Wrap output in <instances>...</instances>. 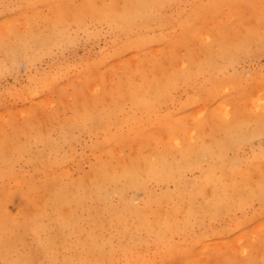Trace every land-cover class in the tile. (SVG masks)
I'll use <instances>...</instances> for the list:
<instances>
[{"label": "rangeland", "instance_id": "obj_1", "mask_svg": "<svg viewBox=\"0 0 264 264\" xmlns=\"http://www.w3.org/2000/svg\"><path fill=\"white\" fill-rule=\"evenodd\" d=\"M77 1H79V0H77ZM80 2H82V0H80L79 3ZM91 2L93 4V7L91 5L93 10L95 9V7L101 8V6L104 5V6H107L108 11L110 13H112V10L118 11V10H121L124 6L126 7L129 0H99V2H98V0H96V1L91 0ZM76 3H78V2H76V0H54V1L53 0H0V9H1L0 10V22L2 21L1 22L2 26H0V40H1L0 42L3 43V46L0 47V72H1L0 73V147H1V145H6V146L11 145L12 147H14L12 149L13 153H12V151H8V152L4 153V156L6 157V159H7V155L11 154V155H8V157L10 159H12L9 162H10V166H13V168H10L12 171V173L10 174L11 176L9 175L10 177L9 176L4 177L5 179L3 178L4 179L3 181L0 180V193L3 190V186L7 187L6 189H7L8 195H7L6 200L4 202V207H5V209H7L6 210L7 213H9L11 215H13V214L15 215V213H16V215H17L18 212H20V215H18L19 220L16 223L17 228H15V227L14 228H15V231L17 230V231L22 232L23 241H21L19 243L17 242L16 247H17V249H19L18 252H22V253H26L27 251L29 252L30 249L34 248L35 245H37V242L40 241V238L46 237L45 236L46 230H47V234L48 233L50 234L53 230H54V232H56V227L61 226V224L59 223V221L55 217H58V219L63 218L62 220L67 218V213H65L66 214V217H65L64 213H62V212H63V210L65 212H67L66 209H68V207H69L70 211L73 209L72 214H73V212L76 213L75 210H77L78 212L76 214H77V216L78 215L79 216L75 217L76 214L74 213L75 215L74 214L73 215L75 218L73 216H71V217H73V218H71L68 215L72 220L69 217L67 218V220L70 223H68V221L66 219L64 220V221H67V223H68V224H66V227L70 226V225L72 226V224H74V223H75V225H77L76 222H73V220L75 219L74 221H77V223H78L77 226H80V228H84V230L78 231L75 233L73 231L72 232L67 231V233L66 232H59L60 234L55 235L58 239H60V242L63 243V246L62 247L60 246V245H62V243H60L58 241V239L56 238L55 239L54 252L52 254L47 255V258L43 257L42 254L40 256V253L38 252L37 253L38 256L36 258L38 261L40 260L42 262V264H44V263L45 264H48V263L49 264H64V263L65 264H77V263H79V264H94L93 262H90L88 260V256L84 251L85 249H83L80 246V244L77 242V241H79V238L84 237L85 233H83V232H85V228L87 226L86 224L88 222V217H89L88 214L90 213L87 209H88V206L90 207L93 205V204H90V201L88 199V192H86V191H88L86 189V188H88V185H86L87 183H85L86 182L85 177H87V175L89 176L91 174V173L89 174V172H88L89 167H92L91 170H93L94 169L93 166L96 167L97 166L96 164L106 162V161L110 165L116 166V165L120 164L119 162L121 160L125 159L124 156H126L128 154H129V156H136L135 153L138 154L139 150H141L142 148H145V149H142V152L145 153L146 151H148L147 148H149V146H151L152 143H154L156 141V139H157V141H160V142H158L159 144L168 145V143H167L168 139L166 138L167 137L166 131H163V132L160 131V134H158L157 137H154L153 134H150L151 123L148 122V121H150L149 120L150 115L147 111H145L146 112L145 113V112H143L144 110L140 109L139 107H137L135 109H131V107H130L131 104H129L130 102L128 103L126 101L127 99H125V97L127 96V93H126L127 91H125V90L127 88H129V86L133 88V89L131 88L129 90H132V92H134V90H136V89H137V91L141 90V89H139V87L143 88L147 85V83L149 81H151V80H148L149 76H150V79L153 78V80L154 79L155 80L160 79V78L162 80L168 76L170 78L171 74H172L171 73L172 70L177 69V68L180 69L177 66H179L181 64V63H179L180 61H183V63H186V69H185L186 71L184 72L185 77H186V80H185L186 82L177 80L178 82L175 83V86L174 87L171 86L169 88V91H168L169 93L167 94L168 97L167 96L164 98L161 97V100L159 99L160 101L159 100L156 101L157 104L155 103V106H154L155 111H154V114H152V116L153 117L155 115L159 116V117L163 116L165 119L167 118L168 120H171V121L173 120L174 123H175V121H177V123H175V125H174L177 128L176 130H178V131H176V134L177 135L181 134L178 132L180 129L183 130V128H184L185 135L183 134L184 132L181 130L183 133H182V135H178V137L184 136L185 139L188 137L187 136L188 133L193 131V129L195 127H198L201 125L205 126V128H203V126H202V128L205 131L203 129H202L203 130L202 131L198 127L199 130L197 132H199V134H196L193 131L195 133L194 134L195 136L193 135L194 139L192 138L193 142H196L199 139L198 137H200L202 135V134H200L201 131H202L201 133H204L202 136L204 137L206 135V137H207V138L204 137V139L208 140V132L212 128L209 127V125L206 126L207 125L206 123L209 121L208 117H210L211 115H214V113H215L214 111H216V113H215L216 116L214 117V119H212L213 116L211 118H209L210 121L211 120L214 121V120L218 119L217 120L218 122L220 121V122H223V123H226L229 125L231 119L235 120L236 118L240 117L239 118L240 121H239V119H237L238 120V126L237 127L239 129H241L242 133L244 132V134H248L252 130H255V128L256 129L262 128V130H261L262 133L260 132V134H258L256 136L251 135L250 137H246V139L242 140V142L239 143V145L236 147L235 151H230V150L228 151L227 155L229 157L233 156V158H235V157L237 158L234 161L232 160L234 166L236 165L235 167L242 166L244 161L246 162L247 160L248 161L253 160L258 155V151L261 148L264 149V127H261V126H264V124H259V120H258L259 117L264 115V113H262V112H264V97H262V96H264V94H262V93H264V91H262V89H261V88H264V39H262V40L261 39H254L255 37H253V40H248L246 42L247 44H245V48L242 49V51H240L235 56L236 59H234L235 57H233V59L231 60V63L227 66L225 65V66H222L220 68H213L212 70H209V71H207V70H201L200 71L199 69L197 70V67H196L198 61H199V63H201V61L204 57V51H203L200 43H202L201 38H204V39L207 38V36H206L207 33L209 34L211 32V30L208 28H211V29L216 28V27H220L222 29L228 28L229 27L228 25L234 21L233 23L236 25H232V26L236 27L238 25L237 27H239V29L251 28V27H252L251 29H253V28L255 29L258 27L256 29V31L259 29L258 31H260V32L258 33V31H257L255 33L256 34H264V33H261V32H264V25H261V24H264V22H262V21H264V0H163L161 2L160 7L158 6L159 8H156L157 7L156 6L154 8L155 10L152 9V12H150L151 16L148 17V22H147L148 25L146 27H140L139 25H137V26L135 25V27H132V26H129L127 24L126 25L123 24L122 25L123 27H121V26L118 27L116 24H113L110 22H104L103 20L99 19L96 15L98 13V11H94L95 18H93L91 21H87V23L86 22L85 23L84 22H77L73 19L72 20L69 19V21L71 20V22L67 23V26H65L66 27V35H65V37H62L61 39H59L58 42L46 43V44H42V45H38V46H34V47L30 45V48H28V50H27V57L16 60L17 63L13 62V60L4 58V54L6 53V51H8V47L10 45L9 40H10L11 35L14 36L15 34L20 33L25 27H28V28L31 27L34 29H37V28L42 29L45 26H50L53 22L54 23L56 22V17H55L54 13L56 10L59 11V8L61 6H63L62 4H64L63 7L67 8V6H69V9L73 8V10H74L75 7L79 4V3L78 4H76ZM26 9H27V11H26ZM69 9L68 8H67V10L65 9L66 11L63 14L64 17L69 14V11H70ZM257 9H258V11H260V13L257 11ZM52 10H54V11H52ZM73 10H72V12H73ZM31 11H34V12H31ZM57 11H56V13H57ZM209 11H210V13H209ZM66 12L68 14H66ZM19 14L22 15V17ZM142 14L145 15L146 18H147V16H149L147 14V12L142 13ZM253 14H255V15H253ZM10 15H11V17H10ZM52 15H53V18H51ZM220 15H221V17H220ZM3 16H4V18H3ZM56 16H57V14H56ZM69 16L70 15H68L67 17H69ZM158 16L160 18V22H159V19L157 18ZM8 17H10V18H8ZM24 17H25V20H22ZM11 18H13V19H11ZM28 18H30V19H28ZM252 18L254 21L252 20ZM232 19H234V20H232ZM250 19H251V22H250ZM24 21H25V23H24ZM47 22H48V24H47ZM49 22H50V25H49ZM67 22H68V20H67ZM249 22H250V24H249ZM6 23H7V25H10V26H7ZM165 23H167V24H165ZM173 23H175V24H173ZM202 23H203V25H202ZM65 24L66 23L64 22V25ZM69 24H70V26H69ZM79 24L80 25L82 24V25L80 26ZM78 25H79V27H78ZM154 25H155V27H154ZM6 27H7V29H6ZM202 28H203V30H201ZM2 29H4V31ZM9 29H10V31H9ZM5 30H8V31L5 32ZM127 32H129V33H127ZM160 33H161V35H160ZM201 33H202L203 37L198 36ZM134 34H136L138 36V38L140 39L139 41L136 40L137 41L136 45L130 46V47L128 46L126 48H123L122 46H120L124 42H126L128 39H131L132 38L131 36H135ZM129 36H130V38H128ZM133 41H135V40H133ZM249 41H251V42H249ZM50 44L51 45L53 44V45L51 46ZM159 45H161L160 48H159ZM154 47H155V49L157 48V50L160 49V53H157V51H154L155 50ZM124 50H126V51H124ZM135 51H136L137 55H139V57L138 56L136 57V54H134V55L132 54ZM147 51H149V52L147 53ZM154 52L157 53L158 55L153 54ZM112 53H113V55H112ZM2 56H3V58H2ZM119 57L120 58L122 57L121 60ZM132 57L134 58L135 61H136V59H138L137 65H136V62L131 60ZM123 59H125V60H123ZM3 60H5L6 62ZM7 60H9V62ZM118 60L121 62H122V60L124 61L123 64L121 63L122 66H119V63L117 62ZM128 60H129V62H128V64H126V68L124 69V65H125L124 63H126ZM166 60H168V61H166ZM11 61H12V63H10ZM164 61H166V62H164ZM132 62H133V64L134 63L135 64L133 65ZM158 62H159V67H158ZM187 63H189V64H187ZM109 64H111V65H109ZM142 64H146V68H145V65H142ZM188 65H189V67H188ZM131 66H132V68H130ZM192 66H194V67H192ZM116 67H117V69H116ZM121 67H123L122 68L123 70L122 69L120 70ZM166 67L169 69V71ZM60 69L61 70L64 69V70L60 71ZM108 69H109V71H108ZM106 71H107V73H106ZM148 71H149V73H147ZM211 71H213V72L211 73ZM62 72H63V74H62ZM166 72L167 73L169 72V73L166 74ZM153 74L155 76L152 77L151 75H153ZM159 74H161V77ZM164 74L166 76H164ZM93 76H94V78H93ZM114 76H115V79L118 80V82L115 81ZM117 76L118 77L120 76V79ZM133 77H136V78H133ZM239 77H240V79H239ZM96 79L99 80L100 83L101 82L103 83V85H101V87L98 86V84H100V83L94 84ZM103 79H104V81H103ZM122 79H125L124 83H123V86L125 84V86H124L125 88L120 89L122 87V84H120ZM213 79H216L215 81H217V83L214 82ZM93 80H94V82H93ZM129 80L132 81L131 83H137V84L141 83L142 87L140 85H137V84L136 85L135 84L130 85ZM153 80H152V82H154ZM106 82H108L107 86H106ZM218 82H219V84H218ZM221 82H223L222 85L220 84ZM81 83H82V85H81ZM109 83L113 85V86H110L111 88L112 87L114 88L115 83L116 84L118 83L117 86L120 85L119 89L116 86L115 87L116 89L114 88L115 91H112L114 89L108 88ZM150 83L151 82H149V84ZM67 84H69V85L67 86ZM84 84H86V86ZM91 84H94V85H91ZM224 84H225V86H224ZM73 85H74L75 89H74ZM63 86H65L66 88ZM77 86H79V87H77ZM84 86L88 89H84L85 88ZM103 87H104V90H103ZM225 87L226 88L228 87V88L226 89ZM94 88H96L95 92H94ZM85 90L89 91V92H94V94L97 91H99V93L101 92L102 94H105V95H102L100 93L101 95H99V97H97V95H98L97 94V95H95L96 97L92 98V96H93V93H92V95L90 94L91 97L89 96L90 98H88L87 95H89V93L86 92ZM116 90H118L119 93L116 92ZM141 91H139V92H141ZM27 93L30 94V96ZM44 93H48V94H44ZM74 93L76 94L77 97H79L78 99H76V97H74L75 96ZM107 93L108 94L110 93V94L108 95ZM205 93H208V94L206 95ZM111 94H112V97H111ZM115 95H117L118 97L120 96L119 99H117L118 97ZM51 96L53 97L54 100L49 99V98H52ZM59 96H60V98H59ZM121 96H122V99H125V101L123 100V104L125 107L124 113H117L118 115H116V116H114V115L112 116V114H111L110 115L111 117L107 115L105 117L106 121H104V123L102 124L104 127L98 125L95 120L86 119V117L84 115H81L84 112V108L87 107V106L82 107L81 103L86 104L85 103L86 99H87L86 102H89L88 100H90V101L91 100L94 101L95 99L97 100V103L91 102V104L94 103V104H92V107L88 103L90 110H91V108L93 110H96V108L94 109L93 107H95V106L98 107V105H100V103L103 105V102L106 98H107L106 99L107 101L105 102L104 105L108 104V105L113 106V104L116 102L115 98L117 97L116 99L118 102V100L121 101ZM199 96H201V98ZM233 96L237 99V101ZM45 97H48V98H45ZM62 97H63V99H62ZM69 97H70V99H69ZM253 97H255V98H253ZM260 97H262L261 100L260 101L257 100V99H260ZM73 98H74V103L72 100ZM100 98H103V102L101 101L102 99H100ZM45 99H48V101L47 102L44 101ZM59 99H61V100H59ZM67 99L72 100V101L69 102V100H67ZM98 99H99V101H98ZM110 99L112 101L114 100L112 104H111L112 101H110ZM192 99L193 100L195 99V101H193ZM253 99L255 101H253ZM41 100L44 102H42ZM50 100L52 101L51 104H50ZM191 100H192V102H191ZM75 101H77L78 103L77 102L76 103H77V105H79V106H77V108H76ZM244 101H246V102H244ZM63 102L65 103L66 106L64 105ZM211 102H213V103H211ZM250 102H251V104H250ZM39 103H41V104H39ZM57 103H58V105H57ZM70 103H71V106H70ZM225 103H228V104H225ZM233 103L235 104L234 106H233ZM46 105H47V107H46ZM49 105L52 108L49 107ZM220 105H224V106H221L219 108ZM243 105H244V107H243ZM89 107L87 108V110H89ZM99 107H101V106H99ZM205 108L207 109V111H208V109L210 110V112L212 111L213 114H211L208 111L209 112L208 115L211 114L208 116L207 111L205 113V110H206ZM238 108H240V110L242 112ZM45 109H48V110H45ZM128 109L130 110V112L132 111L131 113L133 115H138L137 117H135L136 120L134 119L135 122L133 121V119H131V122H130V119L128 121L126 119H124V115H126V112H127L126 110H128ZM202 109H204V111ZM219 109L222 111H220ZM19 110H21L22 111L21 113H23V114H19V112H18ZM198 110H199V112H198L199 114H197V115H200L202 113L201 115L204 117V118L202 116L200 117V118H202L203 123L201 122V119H199V116H196V114L191 115V116L189 115L190 114L189 112L194 111L193 112V114H194ZM70 111H71V113H70ZM219 111H220V114L225 115V116L228 115V116H226V117L219 116ZM24 112H27V113H24ZM78 112H79V114H77ZM203 112H204V114H203ZM180 113H182V114L180 115ZM74 114H76V116H73ZM163 114H165V116ZM191 114H192V112H191ZM32 115L33 116L35 115V116L33 117ZM42 115H44L45 119H43L44 117ZM142 115H144V116H142ZM178 115H180L182 117V118L180 117L181 118L180 120H178V119L176 120V118L179 117ZM204 115H207V117H205ZM30 116H31V118H30ZM68 116H71L72 121L75 125L73 124V126L69 130V132H66V133H68V135L66 136L62 133H65V132H63L65 127L66 126L68 127L72 122L71 118ZM195 116L198 117L199 120L197 118H195ZM217 116H219V117H217ZM67 117H68V119L69 118L70 119L68 120ZM139 117H141V118H139ZM146 117L148 120L146 119ZM189 117H192V119L190 120ZM32 118H34V119H32ZM142 118H143V121L140 120ZM184 118L187 119V123H189V125L187 123H184V122H186V120ZM22 119H24V120H22ZM85 119H86V121H85ZM137 119H139V120H137ZM19 120H20V122H19ZM66 120H68L69 122L66 123L65 122ZM110 120L112 122H109ZM192 120H194L193 122L196 123L195 126H193ZM197 120H198V125L196 122ZM206 120H207V122H206ZM224 120H225V122H224ZM34 122H35V124H34ZM143 122H144V124L147 122L145 124V126H148L147 128H144L145 126H144V124H142ZM214 122H216V121H214ZM214 122H212V124H214ZM36 123L37 124L40 123L41 125L44 124V126L41 127V125H40L38 127L36 125ZM235 123H237V122H235ZM181 124L182 125L186 124L188 126V128L192 124L191 126L193 128L190 127L191 130L188 131L189 129H186L187 126L185 128L184 125L181 126ZM209 124H211V122H209ZM212 124L210 126H212ZM127 125H128V127H127ZM149 125H150V127H149ZM170 125H171L170 127L173 126V124H170ZM43 127H45V129ZM46 127H47V130H49V132L46 131ZM207 127H209L208 130H207ZM27 129H31V130L28 131ZM42 129L44 131H46L47 133L44 132ZM138 129H140V130L142 129V131L149 129L150 132L146 130L143 134V132L138 130ZM194 130L196 131V129H194ZM36 131L39 133H37ZM105 131H108L110 137H112V138H110V137L107 138V133ZM137 131H140L141 135H139V133ZM246 131H248V132L246 133ZM110 132L114 133V134L111 135ZM123 132L124 133L129 132V133L125 134V135L122 134L120 136L119 133L121 134ZM132 132H133V134H132ZM164 132H166V133H164ZM186 132H187V134H186ZM44 133L46 135L47 134H49V135L46 136ZM145 133H147V134H145ZM40 134H41V136H39ZM104 134L106 135V138L103 137V136H105ZM117 134H118V136H117ZM43 135L45 136V138ZM113 135H115V136H113ZM127 135H129L130 137L132 136V138H130ZM197 135H199V136L196 137ZM124 136L127 137V138H125L126 141H124ZM140 136L142 137L143 140L145 137H146V139H147V137L149 138V139H147V141H145L147 144L150 143V145L148 144V147L144 141H143L144 143L143 142L141 143L142 139ZM47 137L50 139L52 138V141H51L52 143L49 141L50 139L48 140L51 144L46 142V139H48ZM137 137H140V138H137ZM138 139H140V140H138ZM54 140L56 141L57 144L54 143ZM115 140H117V141H115ZM186 141H188V140H186ZM198 141H200V140H198ZM102 142H103V144H102ZM164 142H166V143H164ZM168 142H170V141H168ZM138 143H140V144H138ZM112 144L113 145L119 144L121 147V150H120L119 146H116L114 148V146H111ZM104 145H107V147L110 146V147L114 148L115 151H114V149H112L110 147H109L110 149L108 148V150H109L108 151L106 146H104ZM96 146H98V147L96 148ZM102 147H103V149H101ZM117 147H119V149H117ZM136 147L138 149H136ZM105 148L107 151L106 152L104 151L105 153H103V150ZM132 149H135V151ZM99 150L101 152H99ZM37 153H39V155ZM100 153H103V154H101L102 156L100 155ZM98 156L101 157V160ZM115 157H117V159H116L117 161L115 160ZM9 158L6 161L4 160L5 159L4 158L3 163H6V162L8 163ZM98 159L101 162H99V161L95 162V160L97 161ZM111 159H113V160H111ZM60 160H61V162H60ZM238 160L240 162H237ZM207 162H208L207 160L202 161V167L204 169L207 168V166H208ZM237 163H239V164H237ZM0 164H2V163H0ZM258 166H261V165H258ZM77 168H79V170ZM262 168H264V166H261L258 169H255L254 171H256V170L257 171L256 172L253 171V173L251 174L252 178H253V176L256 177L257 172H259L258 170L261 169L260 172H262V170H264ZM60 171H63L64 173H66L65 175H68V176L64 175L65 176V178H64L62 176L63 172H60ZM52 172H55V173H52ZM57 172L59 175L57 174ZM194 173H196V174H194ZM262 173H264V172H262ZM16 174H17V176H16ZM79 174H81L80 177H78ZM85 174H87V175L85 176ZM197 174H198L197 170L193 169V170L189 171V173L186 172L185 175H186V177L192 178L193 175L196 176ZM73 175H76L75 177H76V180L78 182L83 183V185H81L80 183H79L80 185H75V187L79 186L78 188L76 187L77 196H75V198H74L76 200V202L74 201L73 203H71L73 201V198H71L72 201L68 202L70 200L69 199L70 197L68 198V200L66 198L61 200V196H59V200L55 201L53 199V197L56 195V193L59 192V190H60L59 194L61 195V193H62L61 189H63L65 187L64 185L67 184L66 187L68 188V190H67V188H64L67 190V192L70 191L69 189H73L74 184L71 185L72 181H73V183L76 182V180H74L75 177ZM189 175L190 176L192 175V176L190 177ZM59 176H62V181H63V179H65V184H64V181H63V183H61L62 182L60 180L61 177H59ZM66 177H68V178H66ZM73 177H74V179H72ZM14 178L20 179L22 181L23 180L28 181V179H30L31 182L36 180L37 182L40 183V185L46 181V183H48L46 185V187H48V188H51L50 186H55L58 178H59L58 180H60V182L59 181L58 182L61 184H59V185L56 184L55 187H52L53 190L54 189H56V190L53 191L51 189L54 194L51 193L52 191H50L49 189L46 188L47 189L46 190L45 188H43L46 183L42 184L40 189H37L38 186H40L37 182H34V183H37V184H35L37 186L36 189L35 188L33 189L32 186H30V185H33V183L28 184L30 186L29 188L26 186L30 192H33V191L35 193L36 192L39 193V191L41 193L45 192V194L48 196V200H50L52 197V200H50V201L55 202V204L53 203L54 206L52 205V202L46 204V206H48V209L46 207L47 212H46L44 218H46V219L48 218V219L46 221L42 217L40 219L41 221H38V224L43 223L45 221L44 224L46 226V225H48V222L51 220L49 222V224L51 226L50 227L46 226L47 228L44 227L45 229L44 228H43L44 230L41 229L40 230L41 232L37 231L39 234L37 232L35 233L36 230H35V228H33L34 223L31 220V218H29V215L27 214V213H29V214L32 213L31 211L26 209V208L30 207V206H27V201H28L27 197L26 198L23 197L24 196L22 194L23 192H20L21 189L18 186V184ZM34 178H35V180H33ZM66 179L67 180L69 179V182ZM253 179H255V178H253ZM30 181H28L27 183H29ZM70 181H71V183H70ZM50 183H51V185H50ZM69 183H70V186L72 188H70ZM149 184H150V187L152 188V190L155 192H159V190L161 189V187L157 183H155L154 181L150 182ZM84 185L86 186V188ZM33 187H35V186H33ZM166 187L171 189L172 183L171 182L167 183ZM31 188H32V190H31ZM84 189H86V190H84ZM73 190H71L69 192V194L70 193L74 194L75 190L74 191ZM48 191L51 193L50 194L51 197L49 196ZM55 191H56V193H55ZM84 192H86L87 194ZM128 193L131 194L132 192L129 191ZM76 194H74V195H76ZM115 194L116 193L110 194L112 196L111 197H110V195L108 196V201H110L111 203H113L116 206L117 205L116 203L118 202V196H117V194L115 196ZM28 195H29V193H28ZM130 197H131L133 203H135V205H137V206L140 205L139 207H142L144 205V202L142 204V200L145 199V195H144V192L142 190L141 191H139V190L135 191V193H132V195ZM134 198H136L137 200ZM111 199H112V201H111ZM65 201H67L68 207L65 206V205H67ZM136 201H137V203H136ZM21 203H26L24 205L27 206V207H25V209H22L23 210L22 212H21L20 208L24 205H21ZM61 203H63V204H61ZM48 204L49 205L51 204L50 205L51 207ZM86 204H88V206ZM61 205L63 206V208ZM72 206H74V207H72ZM75 206H77V207L75 208ZM54 207H55V209H54ZM57 207L58 208L61 207L62 212ZM79 208L81 209L80 212L78 210ZM235 208L236 207H234L233 210L231 209L232 211H226V212L223 211L224 213L221 212L214 219H209L208 216L202 217V215H200V217L198 218V221H197L198 223L195 222L196 224L194 223L193 224L194 226L192 225V228L187 233H184V234L179 233V234H175V237L173 236V240L176 241L177 243L183 241L186 244V245H184V249H181L180 251L178 249V251L176 250L177 252L172 251V252H174V253H172L173 255H170L171 253H169V255H165V254L160 253V248L162 247V245L159 244L157 246V245H154L153 243L151 244V242H150L151 239H148L147 235L144 232H143L144 234L142 233V235H144L146 241L143 240L144 244L143 243L140 244L138 246L140 248H138V249H139V251L141 250V254H144V257H143L144 259L146 257H148L149 255H151L149 257L150 258L152 257L154 259V261L151 262L150 264H185V263L187 264V262H188V264H191V263H194L195 259L197 257H199L200 255H203L205 258L207 256L209 258V256H210V258H211V256H213L216 253L215 256H217V254L218 255L221 254L222 251L219 252L218 251L219 249H215V244L220 242L222 237H223V239L227 237L226 238V240H227L232 234L239 232V230L242 228L241 230L243 232V235L248 236L249 240H250L252 237L257 236L254 234L259 232L260 231L259 229H261L259 227V223L261 221H264V218H262V217H264V213H261V212H264V200H256L255 199V200L251 201L249 204H245V205L241 206V208L240 207L239 208L237 207L236 209ZM15 211H17V212H15ZM68 212H69V210H68ZM69 213H71V212H69ZM256 213L257 214L261 213V214L256 216ZM250 214H251V217H253L254 216L253 214H255L256 218L254 216L252 219H250L251 218L249 216ZM47 215L48 216L50 215V219ZM246 216L250 220L249 222H247ZM259 216L261 217V219ZM243 217H244L243 221L244 222L246 221L247 223L242 222V225H240ZM254 218L257 220L255 221ZM239 219H241V220L239 221ZM252 221L253 222L255 221L253 223V226L251 223ZM256 223L258 224V227H256ZM198 224L200 225V227ZM82 225L83 226L85 225V226L82 227ZM203 225H205L204 227H206L207 229L206 228L203 229ZM63 227H62V229L64 231H66V229H68V230L70 229V228L65 229ZM230 227L232 228V230L231 229L230 230L233 233L229 232L230 230H228V229ZM243 228H245V229H243ZM246 228L248 229V233L246 232L247 231ZM254 228H256V229L259 228L258 230L255 229L256 233L254 231ZM226 229H227L228 233L226 231H224ZM251 229H253V230H251ZM42 230L44 232L43 235H42ZM207 230H209V231H207ZM210 231H212L211 234H210ZM249 231H251V232H249ZM253 231H254V233H253ZM80 232H81V234H80ZM206 232L208 235L204 237V240L207 241V245L196 243V241H193L192 240L193 238H191V237H195V234L197 236L199 234L206 233ZM244 232H245V234H244ZM34 234H35V236H34ZM51 234L53 235L54 233H51ZM62 234H63V236H62ZM107 234H109L108 237L111 239L112 245H114L116 248L113 252L114 253L113 254V260H114L113 264H124V258L122 257L123 256V250L121 249V246L117 245V243H116L117 242V240H116L117 234L116 233L111 234L110 232ZM257 234L258 235L261 234L260 235L261 239H260V236H258L259 238L256 237L258 240V243H259L257 245V246H259V249L255 244L254 245L256 246V249L258 250V252H256V253L260 254V252H262V251H259V250H264V247L261 248V246L264 245V244H262V243H264V231H262L261 233L259 232ZM60 235H61V237H59ZM77 237H79V238H77ZM206 237H208V238H206ZM214 237L217 238L216 241L210 242V240L213 239ZM246 240H248L247 237L245 238L244 241H246ZM257 240L256 241L254 240L255 243L257 242ZM147 241H149V242H147ZM186 242L188 244L190 242L191 246H193V245L194 246L190 247V245H188ZM212 243L214 245L213 246L214 248H210L211 249L210 250L208 248L210 247V244H212ZM222 244L223 243H221V245H220V243H219L216 246L217 247L220 246V248L223 247L224 249H222V250H225L226 244L225 245L223 244V246H222ZM200 245H201V247L206 246L205 248H203V249H206V250H204V252L202 251L203 249H200L201 248ZM188 246H189V248H187ZM195 246H197V247H195ZM73 248L76 250V252ZM200 250H201V252H203V254L200 253ZM212 250L215 252H213ZM7 251L9 252L8 255L5 253V251L0 252V264H7V261H9L10 257L15 256L14 250H12V251L7 250ZM197 251H198V253H197ZM208 251H210V252L208 253ZM153 252H155V253H153ZM189 252H191V253L193 252V254L196 252L194 254L195 256H193V254H191L193 256V258H192V256L190 255ZM183 253H185V255ZM207 253L209 255H207ZM58 254H59V256H58ZM186 254H188V255H186ZM223 254L219 256L220 259H222ZM203 256L202 257L200 256V257L204 260L205 264H207L208 262L209 263L211 262L210 264H219V263L221 264V262L223 261V259L221 261L219 259V257H217L218 260L216 257L215 258L212 257L213 259L212 258L211 259L214 261H212L210 258H209L210 261H208L209 259H204ZM235 256H237L236 258L238 259V257L240 258V256H242V255L241 254L238 255V253H236ZM177 257H180V258H177ZM194 257H195V259H194ZM199 258H197V259H199ZM206 260H207V263H206ZM215 260H217L218 263ZM199 261L201 262V259H199L198 262ZM198 262H196V263L198 264ZM107 264H110V263H107Z\"/></svg>", "mask_w": 264, "mask_h": 264}, {"label": "bare ground", "instance_id": "obj_2", "mask_svg": "<svg viewBox=\"0 0 264 264\" xmlns=\"http://www.w3.org/2000/svg\"><path fill=\"white\" fill-rule=\"evenodd\" d=\"M54 1V0H53ZM80 1V0H79ZM79 1L76 0V2L79 3ZM96 1V0H95ZM163 0H129L128 4L126 5V7L124 6L121 10H118V11H115V10H112V13H110L107 9V6H101V8L99 7H95V9L93 10V4L91 2V0H82V2H80L76 7L75 9L73 10V8L69 9V6H67V8L70 10L69 11V14L66 12V14L70 15L69 17L67 16H63V14L65 13V11L67 10L66 7H63L64 4H62L63 6H61L59 8V11H55V17H56V22L52 23L50 25V22H49V25L50 26H45L44 28L42 29H34V28H28V27H25L20 33L18 34H15L14 36L11 35L10 37V40H9V47H8V51H6V53L4 54V58L5 59H10V60H13V62H16V60L18 59H21V58H26L27 57V50L28 48H30V45L31 46H38V45H42V44H46V43H53V42H58L59 39H61L62 37H65L66 35V27L67 26V23L71 22V20H75L77 22H86L87 21H91L93 18H95V13L94 11H98V13L96 14L97 17L101 20H103L104 22H110V23H113V24H116L118 27L121 26L123 27L122 25H129V26H132V27H135V25H139L140 27H146L148 25V17L151 16L150 12H152V9H154L156 6V8H159L160 5H161V2ZM23 2V1H22ZM99 2V0H98ZM58 3V2H57ZM97 4V3H96ZM92 5V7H91ZM159 6V7H158ZM51 7V6H50ZM74 7V6H73ZM48 9V8H47ZM66 9V10H65ZM195 9V8H194ZM1 10V9H0ZM34 10V9H33ZM37 10V9H36ZM42 10V9H41ZM50 10V9H49ZM73 10V12H72ZM155 10V9H154ZM153 10V11H154ZM27 11V9H26ZM35 11V10H34ZM34 11H31V12H34ZM40 11V10H39ZM54 11V10H52ZM174 11V10H173ZM255 11V10H254ZM258 11V9H257ZM147 12V14L149 16H146L143 15L142 13H145ZM231 12V11H230ZM256 12V11H255ZM260 13V11H258ZM210 13V11H209ZM208 13V14H209ZM18 14V13H17ZM25 14V13H24ZM23 14V15H24ZM31 14V13H30ZM33 14V13H32ZM37 14V13H36ZM43 14V13H42ZM53 14V15H54ZM57 14V16H56ZM234 14V13H233ZM14 15V14H13ZM20 15V14H19ZM44 15V14H43ZM53 15L51 16V18H53ZM228 15V14H227ZM255 15V14H253ZM8 16V15H7ZM22 17V15H20ZM32 16V15H31ZM34 16V15H33ZM197 16V15H196ZM195 16V17H196ZM224 16V15H223ZM11 17V15H10ZM8 17V18H10ZM17 17V16H16ZM36 17V16H35ZM221 17V15H220ZM219 17V18H220ZM4 18V16H3ZM97 18V19H98ZM152 18V17H151ZM159 19V22H160V18L159 16L157 17ZM193 18V17H192ZM13 19V18H11ZM30 19V18H28ZM69 19H71L69 21ZM194 19V18H193ZM192 19V20H193ZM22 20H25V17L22 19ZM38 20V19H37ZM68 20V22H67ZM226 20V19H225ZM234 20V19H232ZM253 20V18H252ZM17 21V20H16ZM162 21V20H161ZM188 21V20H187ZM241 21V20H240ZM245 21V20H244ZM247 21V20H246ZM254 21V20H253ZM2 22V21H1ZM1 22H0V26L1 25ZM64 22L66 23L64 25ZM151 22V21H150ZM156 22V21H155ZM189 22V21H188ZM227 22V21H226ZM231 22V21H230ZM234 22V21H233ZM230 23L228 26V28H220V27H216V28H208L211 30V32L208 34L207 33V38H201L203 37L202 33L198 36H201L200 38L202 39V43L201 44V47L204 51V57L201 61V63H197V70L199 69L200 71L201 70H212L213 68H220L222 66H227L231 63V60L233 59V57H235L240 51H242V49L245 48V44H247L246 42L248 40H253V37H255L254 39H264V34H256L255 32L256 29L258 28H244V29H239V27H235V26H232V25H236L234 23ZM243 22V21H242ZM250 22H251V19H250ZM249 22V24H250ZM264 22V21H262ZM25 23V21H24ZM210 23V22H209ZM208 23V24H209ZM212 23V22H211ZM247 23V22H246ZM9 24V23H8ZM48 24V22H47ZM62 24V25H61ZM151 24V23H150ZM167 24V23H165ZM175 24V23H173ZM186 24V23H185ZM7 25V23H6ZM25 25V24H24ZM23 25V26H24ZM80 25V24H79ZM78 25V27H79ZM82 25V24H81ZM80 25V26H81ZM171 25V24H170ZM184 25V24H183ZM182 25V26H183ZM203 25V23H202ZM207 25V24H206ZM211 25V24H210ZM261 25H264V24H261ZM7 26H10V25H7ZM70 26V24H69ZM205 26V25H204ZM253 26V25H252ZM259 26V25H258ZM40 27V26H39ZM155 27V25H154ZM128 28V27H127ZM157 28V27H156ZM171 28V27H170ZM5 29V28H4ZM4 29H2L4 31ZM7 29V27H6ZM168 29V28H167ZM203 30V28L201 29ZM207 30V29H206ZM8 30H5V32H7ZM10 31V29H9ZM254 31V32H253ZM156 32V31H155ZM158 32V31H157ZM204 32V31H203ZM206 32V31H205ZM260 31H258L259 33ZM129 33V32H127ZM261 33H264V32H261ZM199 34V33H198ZM204 34V33H203ZM135 36H131L132 38L131 39H128L126 42H124L122 45L123 48H126V47H130V46H134L136 45L137 41L136 40H140L138 38V36L136 34H134ZM155 35V34H154ZM161 35V33H160ZM181 37V36H180ZM252 37V38H251ZM130 38V36L128 37ZM199 38V37H198ZM71 39V38H70ZM161 39V38H160ZM135 40V41H133ZM152 40V39H151ZM1 41V40H0ZM70 41V40H69ZM153 41V40H152ZM193 41V40H192ZM199 41V40H198ZM197 42V41H196ZM201 42V41H200ZM251 42V41H249ZM253 42V41H252ZM146 44V43H145ZM144 44V45H145ZM184 44V43H183ZM51 45V44H50ZM53 45V44H52ZM51 45V46H52ZM3 46V43L0 42V47ZM161 45H159V48H160ZM165 46V45H164ZM152 47V46H151ZM163 47V46H162ZM179 47V46H178ZM181 47V46H180ZM146 49V48H145ZM149 49V48H148ZM151 49V48H150ZM155 49V47H154ZM164 49V48H163ZM39 50V49H38ZM127 50V49H126ZM124 50V51H126ZM143 50V49H142ZM40 51V50H39ZM154 51H157V53H160V49L157 50V48L154 50ZM141 52V51H140ZM149 51H147L148 53ZM181 52V51H180ZM157 53H153V54H157ZM46 54V53H45ZM133 55L136 54V57L139 55H137L136 51L134 53H132ZM113 55V53H112ZM158 55V54H157ZM111 56V55H110ZM141 56V55H140ZM161 56V55H160ZM194 56V55H193ZM241 56V55H240ZM135 57V56H134ZM3 58V56H2ZM118 58V57H117ZM120 58V57H119ZM122 58V57H121ZM120 58V60H121ZM124 58V57H123ZM151 58V57H150ZM149 58V59H150ZM183 58V57H182ZM32 59V58H31ZM129 59V58H128ZM131 59V58H130ZM136 59V58H135ZM190 59V58H189ZM236 59V57L234 58ZM125 60V59H123ZM117 61L119 63V66H122L123 64V61ZM134 62H136V65H137V60L136 61L134 60V58L132 57V59ZM181 60V59H180ZM186 60V59H185ZM191 60V59H190ZM5 61V60H3ZM9 62V60H7ZM113 61V60H112ZM149 61V60H148ZM168 61V60H166ZM164 61V62H166ZM6 62V61H5ZM129 60L124 63V69L126 68V64H128ZM150 62V61H149ZM191 62V61H190ZM12 63V61L10 62ZM17 63V62H16ZM23 63V62H22ZM62 63V62H61ZM109 63V62H108ZM116 63V62H115ZM122 63V64H121ZM145 63V62H144ZM179 63H181L179 66L180 69H174L172 70V74H171V77L169 78L168 77H165L164 79L161 80L160 79H150V76L148 77L149 79L148 80H151L149 82H151L149 84V82L147 83V85L143 88H140L139 89H143L142 91L141 90H134V92H132V90H129L131 89L132 87L129 86V88H127L125 91H127V96L125 97V99H127L126 101L131 104L130 107L131 109H135L137 107H139L140 109L144 110L143 112L147 111L150 115L149 117V120L148 121L149 123H151V132L149 131V129L147 131L150 132V134H153L154 137H157L158 134H160V131H166L164 133H166V139L167 140V143L168 145H161L159 144L158 142L160 141H156L154 143H152L151 146L148 147V144L150 145V143H146L145 141H147V139H149L147 137L144 138V140L142 139L141 143L144 141L146 144H147V149L148 151H146L145 153L142 152V149H145V148H142L141 150H139V153H135L136 156H129L126 155L124 156L125 159L121 160L118 164V165H110L107 161L106 162H102V163H99V164H96L97 166L94 167L93 165V170H91L92 167H89V176L87 174H85V176L87 175V177H85V183H87L86 185H88V188H85L88 190L86 192H88V199L90 201V204H93L92 206H88V204H86L88 206V211L90 212L88 215V222H87V226L85 228V233L84 234V237H77L79 238V241H77L80 246L85 249V253L87 254L88 256V260L90 262H93L94 264H107V263H110V264H113L114 263V260H113V252L114 250L116 249L114 245H112V242H111V239L108 237L109 234L107 233H111V234H114L116 233L117 234V245L121 246V249L123 250V258H124V264H150L151 262L154 261V259L149 256L146 257L145 259L143 258L144 257V254H141V250L139 251L138 247L140 244H142L146 239L144 237V235H142V233L144 232L148 239H151V244L153 243L154 245H159L161 244L162 247L160 248V253L162 254H165V255H169V253H171L170 255H173L172 253L174 252H177L178 249L179 251L181 249H184V245L185 242L181 241V242H176L173 240V236L175 237V234H181V233H187L191 228H192V225L198 221V218L200 217V215H202V217L204 216H208L209 219H214L216 218L221 212L223 211H232L234 207H240L245 205V204H249L251 201L253 200H264V170H262V172H260V170H258L259 172H257L256 174V177L253 176V179L252 178V173L255 169H258L259 167L261 166H264V149H260L258 151V155L253 159V160H247L246 162L244 161L243 165L242 166H237L235 167L234 164H233V161L235 159H237L236 157L233 158V156H228V151H235L236 147L239 145L240 142H242V140L246 139V137H250L251 135L253 136H256L258 134H260L262 128L260 129H256L255 130H252L251 132H249L248 134H244V132L242 133V130L239 129L237 126H238V120L239 118H236L235 120L234 119H231L229 125L226 124V123H223V122H218L217 120H214L216 122H214L213 120L210 121L209 118H211L213 116L212 119H214V117L216 116V111H214V115H211L213 114V112L208 109V111L211 113L209 115H211L210 117H208V122L206 120V126L209 125V127H211L212 129H210V131L208 132V140L207 139H204L207 138L206 135L203 137L202 135L204 133H201L205 128V126L201 125V126H198L199 129H203L200 134H202L200 137H198L199 135H197L196 137H198L197 139L200 140V141H196V142H193L192 141V138L194 139V134H199V132H197L199 129L198 127H195L194 129H196V131L193 129V131H191L190 133H188V137L185 139L184 136L182 137H178V135H182V133L184 132V128L183 130L180 129L179 127V132L178 133H181V134H176V130L177 128L174 126L175 123H177V121H175V123L173 122V120H168L167 118L165 119L163 116L162 117H159V116H152V114H154V111H155V103L157 100H161V97H168V91H169V88L171 86H175V83H177L178 81H185L186 80V77H185V74L184 72L186 71V63H183V61H180ZM121 64V65H120ZM133 64V62H132ZM135 64V63H134ZM133 64V65H134ZM147 64V63H146ZM146 64H142V65H145V68H146ZM189 64V63H187ZM111 65V64H109ZM108 65V66H109ZM113 65V64H112ZM166 65V64H165ZM21 66V65H20ZM114 66V65H113ZM158 67H159V62H158ZM169 67V66H168ZM189 67V65H188ZM194 67V66H192ZM211 67V68H210ZM123 67L120 68V70L122 69ZM132 68V66L130 67ZM134 68V67H133ZM167 68V67H166ZM210 68V69H209ZM44 69V68H43ZM66 69V68H65ZM117 69V67H116ZM158 69V68H157ZM168 69V68H167ZM64 70V69H63ZM60 69V71H63ZM119 70V71H120ZM123 70V69H122ZM221 70V69H220ZM109 71V69H108ZM157 71V70H156ZM155 71V72H156ZM166 71V70H165ZM164 71V72H165ZM169 71V69H168ZM116 72V71H115ZM213 71H211L212 73ZM1 73V72H0ZM101 73V72H100ZM107 73V71H106ZM110 73V72H109ZM108 73V74H109ZM149 73V71L147 72ZM163 73V72H162ZM169 73V72H168ZM166 72V74H168ZM243 73V72H242ZM63 74V72H62ZM112 74V73H111ZM157 74V73H156ZM101 75V74H100ZM160 77H161V74H159ZM64 76V75H63ZM152 77L155 76L154 74L151 75ZM157 76V75H156ZM163 76V75H162ZM164 76H166L164 74ZM99 77V76H98ZM118 77V76H117ZM62 78V77H61ZM73 78V77H72ZM79 78V77H78ZM94 78V76H93ZM92 78V79H93ZM120 79V76L118 77ZM133 78H136V77H133ZM145 78V77H144ZM155 78V77H154ZM236 78V77H235ZM238 78V77H237ZM114 79H115V76H114ZM113 79V80H114ZM240 79V77H239ZM59 80V79H58ZM109 80V79H108ZM124 80L125 79H122L121 83L122 84V88H125V84L123 86V83H124ZM128 80V79H127ZM152 80L154 82H152ZM178 80V81H177ZM216 79H213L214 82L217 83V81H215ZM97 81V82H96ZM95 83L94 84H98L100 83L99 80L96 79ZM102 81V80H101ZM104 81V79H103ZM116 82H118V80L115 79ZM114 81V82H115ZM130 81V80H129ZM156 81V82H155ZM63 82V81H62ZM92 82V81H91ZM90 82V83H91ZM94 82V80H93ZM132 81H130V85L131 84H137V83H131ZM186 82V81H185ZM43 83V82H42ZM60 83V82H59ZM79 83V82H78ZM102 83V82H101ZM98 84L99 87H101L102 84ZM223 82H221L220 84L222 85ZM238 83V82H237ZM38 84V83H37ZM94 84H91V85H94ZM118 84V83H117ZM117 84L115 83V86L114 88L117 86ZM129 84V83H128ZM219 84V82H218ZM42 85V84H41ZM69 84H67L68 86ZM76 85V84H75ZM80 85V84H79ZM82 85V83H81ZM86 86V84H84ZM108 85V82H106V86ZM137 85H140L141 86V83L137 84ZM84 86V87H85ZM105 86V85H104ZM110 86H113L112 84L109 83V86L108 88L109 89H114L113 87L111 88ZM119 86L118 85V89H119ZM225 86V84H224ZM250 86V85H249ZM260 86V85H259ZM65 87V86H63ZM70 87V86H69ZM74 87V85H73ZM79 87V86H77ZM83 87V88H84ZM93 87V86H92ZM142 87V86H141ZM254 87V86H253ZM261 87V86H260ZM259 87V88H260ZM29 88V87H28ZM66 88V87H65ZM137 88V87H136ZM226 88V87H225ZM228 88V87H227ZM226 88V89H227ZM75 89V87H74ZM84 89H88V88H84ZM95 89L94 88V92H95ZM116 89V88H115ZM112 90V91H115ZM133 89V88H132ZM234 89V88H233ZM262 91H264V88H261ZM32 90V89H31ZM103 90H104V87H103ZM86 91V90H85ZM141 91V92H139ZM260 91V90H259ZM258 91V92H259ZM33 92V91H32ZM53 92V91H52ZM64 92V91H63ZM73 92V91H72ZM89 93V95H87L88 98H90V94L92 95L93 93V97H96L95 95H97V97H99V95H101L99 93V91H97L95 94L94 92H89V91H86ZM116 92L119 93L118 90H116ZM123 92V91H122ZM204 92V91H203ZM260 93V92H259ZM28 94V93H27ZM44 94H48V93H44ZM73 94V93H72ZM108 94V93H107ZM110 94V93H109ZM108 94V95H109ZM122 94V93H121ZM206 95L208 93H205ZM264 94V93H262ZM30 96V94H28ZM66 95V94H65ZM75 95V96H74ZM74 97H76V99H78L79 97L76 96V94L74 93ZM102 95H105V94H102ZM55 96V95H54ZM71 96V95H70ZM72 96V97H73ZM90 96V97H89ZM117 96V95H115ZM125 96V95H124ZM235 96V95H234ZM233 96V97H234ZM52 97V96H51ZM71 97V98H72ZM101 97V96H100ZM105 97V96H104ZM111 97H112V94H111ZM118 97V96H117ZM116 97V98H117ZM120 97V96H119ZM119 97L117 99H119ZM197 97V96H196ZM201 98V96H199ZM225 97V96H224ZM228 97V96H227ZM237 97V96H236ZM249 97V96H248ZM258 97V96H257ZM264 97V96H262ZM260 99H257V100H261ZM39 98V97H38ZM45 98H48V97H45ZM60 98V96H59ZM115 98V103L112 105H104L105 102L107 101L106 99L104 100L103 102V98H100L102 99L101 101L103 102V105L100 103L99 106L101 107H93L94 109L96 108V110H93L91 108L90 110V107L88 106V103L89 105L92 107V103L91 102H96L97 103V100L95 99L94 101H90L88 100L89 102H86L85 100V103L86 104H83L81 103L82 107H85L84 108V112L81 114V115H84L86 117V119H93L97 122L98 125L100 126H103L102 124L104 123L105 120V117L108 115L110 116L112 114V116H116L118 115L117 113H124V104H123V100L125 101V99H122V96H121V101L118 100L117 102V99ZM190 98V97H189ZM220 98V97H219ZM232 98V97H231ZM235 98V97H234ZM233 98V99H234ZM255 98V97H253ZM44 99V98H43ZM42 99V100H43ZM49 99H53L52 98H49ZM63 99V97H62ZM70 99V97H69ZM67 99V100H69ZM236 99V98H235ZM234 99V100H235ZM41 100V101H42ZM54 100V99H53ZM61 100V99H59ZM65 100V99H64ZM63 100V101H64ZM73 100V103H74V98L72 99ZM72 100H69L72 101ZM159 100V101H160ZM193 100V99H192ZM191 100V102H192ZM208 100V99H207ZM231 100V99H230ZM19 101V100H18ZM21 101V100H20ZM31 101V100H30ZM44 101H48V99H45ZM42 101V102H44ZM99 101V99H98ZM110 101H112L110 99ZM114 101V100H113ZM113 101L111 102V104L113 103ZM190 101V100H189ZM195 101V99L193 100ZM233 101V100H232ZM237 101V99H236ZM248 101V100H247ZM253 101H255L253 99ZM258 101V102H259ZM26 102V101H25ZM41 102V103H42ZM59 102V101H58ZM77 101H75V104H76V108L77 106ZM162 102V101H161ZM223 102V101H222ZM226 102V101H225ZM246 102V101H244ZM262 102V101H261ZM34 103V102H33ZM39 103V104H41ZM49 103V102H48ZM52 103V101L50 100V104ZM64 103V102H63ZM72 103V104H73ZM99 103V102H98ZM110 103V102H109ZM126 103V102H125ZM188 103V102H187ZM213 103V102H211ZM224 103V102H223ZM222 103V104H223ZM231 103V102H230ZM235 103V102H234ZM233 103V106L235 105ZM237 103V102H236ZM24 104V103H23ZM26 104V103H25ZM45 104V103H44ZM47 104V103H46ZM54 104V103H53ZM74 104V105H75ZM157 104V103H156ZM184 104V103H183ZM225 104H228V103H225ZM251 104V102H250ZM257 104V103H256ZM260 104V103H259ZM29 105V104H28ZM34 105V104H33ZM55 105V104H54ZM58 105V103H57ZM65 105V103H64ZM73 105V106H74ZM97 105V104H96ZM126 105V104H125ZM201 105V104H200ZM205 105V104H204ZM211 105V104H210ZM230 105V104H229ZM262 105V104H261ZM6 106V105H5ZM35 106V105H34ZM33 106V107H34ZM66 106V105H65ZM70 106H71V103H70ZM94 106V105H93ZM221 106H224V105H220L219 108ZM228 106V105H227ZM242 106V105H241ZM240 106V107H241ZM253 106V105H252ZM47 107V105H46ZM49 107H51L49 105ZM89 107V110H87V108ZM192 107V106H191ZM231 107V106H230ZM244 107V105H243ZM255 107V106H254ZM14 108V107H13ZM43 108V107H42ZM52 108V107H51ZM227 108V107H226ZM256 108V107H255ZM23 109V108H22ZM27 109V108H26ZM75 109V108H74ZM174 109V108H173ZM206 109V108H205ZM229 109V108H228ZM240 110V108H238ZM257 109V108H256ZM12 110V109H11ZM45 110H48V109H45ZM204 111V109H202ZM201 110V111H202ZM220 110V109H219ZM227 110V109H226ZM244 110V109H243ZM261 110V109H260ZM50 111V110H49ZM68 111V110H67ZM127 111V112H126ZM126 115H124V119H126L127 121L130 119V122H131V119H135V117H137L138 115H133L130 110H126ZM166 111V110H165ZM207 109L205 110V113H206ZM207 111V115H208V112ZM222 111V110H220ZM220 111H219V116L221 117H226L228 115H222L220 114ZM238 111V110H237ZM241 111V110H240ZM245 111V110H244ZM19 114H23L21 113L22 111L19 110L18 111ZM17 112V113H18ZM192 112V114H191ZM189 112L190 116L191 115H195L196 116H199V119H201V122H202V118H200L202 115V113L200 115H197L199 114V110L196 111L194 114L193 112L194 111H191ZM236 112V111H235ZM242 112V111H241ZM24 113H27V112H24ZM71 113V111H70ZM76 113V112H75ZM131 113V114H130ZM146 113V112H145ZM168 113V112H167ZM171 113V112H170ZM178 113V112H177ZM228 113V112H227ZM264 113V112H262ZM32 114V113H31ZM79 114V112L77 113ZM144 114V113H143ZM169 114V113H168ZM182 113H180L181 115ZM204 114V112H203ZM226 114V113H225ZM247 114V113H246ZM60 115V114H59ZM123 115V114H122ZM165 116V114H163ZM178 115L179 117L176 118V120H180L182 117ZM207 115H204L205 117H207ZM208 115V116H209ZM33 116V115H32ZM35 116V115H34ZM33 116V117H34ZM40 116V115H39ZM38 116V117H39ZM44 117V115H42ZM73 116H76V114H74ZM80 116V115H79ZM144 116V115H142ZM183 116V115H182ZM198 119V117H196ZM217 116V117H219ZM235 116V115H234ZM71 118V116H68ZM67 117V119H68ZM111 117V116H110ZM126 117V118H125ZM176 117V116H175ZM181 117V118H180ZM187 117V116H186ZM203 117V116H202ZM12 118V117H11ZM31 118V116H30ZM66 118V117H65ZM69 118V119H70ZM84 118V117H83ZM117 118V117H116ZM115 118V119H116ZM141 118V117H139ZM188 118V117H187ZM190 120L192 119V117H189ZM194 118V117H193ZM204 118V117H203ZM34 119V118H32ZM45 119V117L43 118ZM68 119V120H69ZM85 119V121H86ZM147 119V117H146ZM185 119V118H184ZM198 119V120H199ZM24 120V119H22ZM21 120V121H22ZM37 120V119H36ZM50 120V119H49ZM68 120H66L65 122H69ZM136 120V119H135ZM139 120V119H137ZM143 121V118L140 119ZM148 120V119H147ZM146 120V121H147ZM186 122L184 123H187V119H185ZM198 120L196 121L197 122V125H198ZM259 120V124H264V115H262L261 117L258 118ZM26 121V120H25ZM71 121H72V118H71ZM194 120H192V124L193 126H195L196 123L193 122ZM240 121V119H239ZM20 122V120H19ZM27 122V121H26ZM29 122V121H28ZM47 122V121H46ZM50 122V121H49ZM109 122H112L111 120ZM135 122V121H134ZM173 122V123H172ZM190 122V121H189ZM209 122H214V124H212V126H210L211 124H209ZM225 122V120H224ZM237 122V123H235ZM30 123V122H29ZM147 123V122H146ZM145 123V124H146ZM173 124L172 127H170L171 125L170 124ZM191 123V122H190ZM203 123V122H202ZM18 124V123H17ZM16 124V125H17ZM35 124V122H34ZM48 124V123H47ZM73 121L71 122V124L67 127H65L64 131L65 133H62L64 135H68V133L66 132H69V130L72 128L73 126ZM106 124V123H105ZM144 124V122L142 123ZM144 124V126H145ZM189 125V123H187ZM191 124V125H192ZM11 125V124H10ZM36 125L39 127L41 124H37ZM75 125V124H74ZM97 125V126H98ZM124 125V124H123ZM184 125V124H183ZM181 124V126H183ZM188 126L185 124L184 127L187 128L186 129H189L188 131H190V127L193 128L192 126ZM5 126V125H4ZM21 126V125H20ZM36 126V127H37ZM44 126V124L41 125V127ZM49 126V125H48ZM203 126V128H202ZM35 127V126H34ZM50 127V126H49ZM104 127V126H103ZM128 127V125H127ZM148 126H145L144 128H147ZM150 127V125H149ZM201 127V128H200ZM209 127H207V130L209 129ZM261 127H264V126H261ZM45 129V127H43ZM143 128V127H142ZM143 128V129H144ZM259 128V127H258ZM26 129V128H25ZM98 129V128H97ZM129 129V128H128ZM28 131L31 130V129H27ZM34 130V129H33ZM43 130V129H42ZM140 130V129H138ZM146 130H143L142 129L140 131L144 132ZM183 132H182V131ZM6 131V130H5ZM44 131V130H43ZM46 131L49 132V130H47V127H46ZM44 131V132H46ZM140 131H137L139 133V135H141ZM181 131V132H180ZM186 131V130H185ZM205 131V130H204ZM37 132V131H36ZM42 132V131H41ZM40 132V133H41ZM46 132V133H47ZM107 133V138L110 137L109 135V132L108 131H105ZM104 132V133H105ZM131 132V131H130ZM248 131H246L247 133ZM5 133V132H4ZM39 133V132H37ZM111 133V132H110ZM129 133V132H128ZM128 133H119V135L121 136L122 134H128ZM262 133V132H261ZM9 134V133H8ZM45 134V133H44ZM114 134V133H111V135ZM133 134V132H132ZM147 134V133H145ZM185 135V132L183 133ZM187 134V132H186ZM19 135V134H18ZM46 135V134H45ZM49 135V134H47ZM46 135V136H47ZM105 135V134H104ZM116 135V134H115ZM113 135V136H115ZM194 135V136H193ZM2 136V135H1ZM41 136V134L39 135ZM44 136V135H43ZM42 136V137H43ZM118 136V134H117ZM129 136V135H127ZM148 136V135H147ZM252 136V137H253ZM51 137V136H50ZM104 138H106V135L103 136ZM123 137V136H122ZM130 137V136H129ZM140 137H137V138H140ZM184 137V138H183ZM203 137V138H202ZM7 138V137H6ZM45 138V136H44ZM48 138V137H47ZM112 138V137H110ZM127 138L126 136H124V141H126ZM132 138V136L130 137ZM136 138V137H135ZM15 139V138H14ZM50 138L46 139V142L50 143L52 141V138L49 140ZM146 139V140H145ZM10 140V139H9ZM50 142H49V141ZM140 140V139H138ZM137 140V141H138ZM188 140V141H186ZM117 141V140H115ZM133 141V140H132ZM170 141V142H168ZM114 142V141H113ZM143 142V143H144ZM52 143V142H51ZM50 143V144H51ZM54 143H56V141L54 140ZM96 143V142H95ZM111 143V142H110ZM115 143V142H114ZM113 143V144H114ZM166 143V142H164ZM163 143V144H164ZM170 143V144H169ZM57 144V143H56ZM103 144V142H102ZM111 145V146H114V148L116 146H119L120 145ZM116 144V143H115ZM125 144V143H124ZM140 144V143H138ZM99 145V144H98ZM11 146V145H10ZM10 146H6V145H1L0 147V180H4L5 178L4 177H8L12 171L10 168H13V166H10V162L12 159H10L8 157V155H11V154H8L7 155V159L9 158L8 160V163H3V161L7 160L6 157L4 156V153L8 152V151H12V149L14 147H10ZM106 146L107 150L108 148L110 147H107V145H104ZM103 146V147H104ZM122 146V145H121ZM138 146V145H137ZM146 146V145H145ZM144 146V147H145ZM98 146H96L97 148ZM103 147L101 149H103ZM119 147H117V149H119ZM259 147V146H258ZM106 148L103 150V153H105L107 150ZM112 148V147H110ZM109 148V149H110ZM112 148V149H114ZM123 148V147H122ZM135 148V147H134ZM130 149V148H129ZM136 149H138L136 147ZM94 150V149H93ZM120 150H121V147H120ZM135 151V149H132ZM92 151V150H91ZM105 151V152H104ZM109 151V150H108ZM115 151V149H114ZM40 152V151H39ZM99 152H101L99 150ZM113 152V151H112ZM13 153V151H12ZM98 153V152H97ZM103 153H100L103 154ZM121 153V152H120ZM39 155V153H37ZM41 155V154H40ZM97 155V154H96ZM114 155V154H113ZM231 155V154H230ZM37 156V155H36ZM102 156V155H101ZM105 156V155H104ZM115 156V155H114ZM3 157V158H2ZM99 157V156H98ZM5 158V159H4ZM96 158V157H95ZM100 160H101V157H99ZM103 158V157H102ZM4 159V160H3ZM117 159V157H115V160ZM64 160V159H63ZM99 159L95 162H101ZM113 160V159H111ZM204 160H207L208 162V166L207 168H203L202 167V161ZM233 160V161H232ZM94 161V160H93ZM105 161V160H104ZM117 161V160H116ZM61 162V160H60ZM113 162V161H112ZM111 162V163H112ZM237 162H240L239 160ZM79 163V162H78ZM12 164V163H11ZM94 164V165H95ZM239 164V163H237ZM258 165H261V166H258ZM48 166V165H47ZM46 168V167H45ZM63 168V167H62ZM55 169V168H54ZM79 170V168H77ZM193 169H196L198 174L195 176V175H191L192 178H189V177H186V172L189 173V171L193 170ZM264 169V168H262ZM46 170V169H45ZM56 170V169H55ZM58 170V169H57ZM62 170V169H61ZM77 170V171H78ZM92 172H91V171ZM257 171V170H256ZM254 171V172H256ZM60 172H63V171H60ZM59 172V173H60ZM195 172V171H194ZM45 173V172H44ZM52 173H55V172H52ZM87 173V172H86ZM15 174V173H14ZM58 174V172H57ZM63 177L65 178V176H68V175H65L66 173H62ZM70 174V173H69ZM84 174V173H83ZM196 174V173H194ZM19 175V174H18ZM59 175V174H58ZM65 175V176H64ZM71 175V174H70ZM81 174H79L78 177H80ZM11 176V175H10ZM9 176V177H10ZM13 176V175H12ZM17 176V174H16ZM57 176V175H56ZM62 176H59L61 177V181H62ZM74 177L76 175H73ZM190 176V175H189ZM190 176V177H191ZM74 177L72 179H74ZM4 178V179H3ZM36 178V177H35ZM35 178L33 180H35ZM68 178V177H66ZM70 178V177H69ZM15 179V178H14ZM55 179V178H54ZM53 179V180H54ZM59 179V178H58ZM57 179V183L56 184H61L63 183L64 181V184H65V179H63V181L61 183L60 180ZM18 186L20 187L21 191L20 192H23L22 194L24 195L23 197H27V206H30L29 208H26L27 210L31 211L32 213H26L29 215V218H31V220L33 221L34 223V227L35 228V233L37 231H40L41 229H43L44 227L47 228L46 226H51L49 224V221L48 222V225L45 226V221L43 223H40L38 224V221H41L40 219L46 214L47 210H46V207L48 209V206H46L47 203H51L52 201V197L50 196L51 193H53L54 190L56 189H52V187H55V186H50L51 183H50V187L51 188H48L46 187V185L48 183H46V181L44 183L45 186L43 188H47L49 189L50 191H52L51 193L49 192V196L51 197L50 200H48V196L45 194V192L41 193L39 191V193H35L34 191L33 192H30L28 190V188L30 186H32V188L36 189L37 186L35 184H39V182H37L36 180L35 181H30V179H28V181H30L29 183H27L28 181L27 180H20V179H15ZM38 180V179H37ZM67 180V179H66ZM76 180V177L75 179ZM27 181V182H26ZM40 181V180H39ZM43 181V180H42ZM41 181V182H42ZM59 181V182H58ZM69 182V179L67 180ZM72 181V180H71ZM70 181V183H71ZM154 181L155 183H157L161 189L159 190V192H155L152 190V188L150 187V182ZM34 182H37V183H34ZM48 182V181H47ZM54 182V181H53ZM56 182V181H55ZM67 182V183H68ZM78 184H77V183ZM76 182L73 183L72 181V184H74L73 186V189H69L70 191L73 190L74 191V194H76V187L75 185H83V183H80L76 180ZM84 182V181H83ZM171 182L172 183V188L169 189L168 187H166V184ZM11 183V182H10ZM33 183V185H28V184H31ZM42 183V184H44ZM70 183H69V186H70ZM80 183V184H79ZM41 184V185H42ZM53 184V183H52ZM40 186H38L37 189H40ZM28 188H27V187ZM35 186V187H33ZM65 187L64 188H67V184L64 185ZM83 186V187H84ZM13 187V186H12ZM11 187V188H12ZM75 187V188H74ZM79 187V186H78ZM77 187V188H78ZM7 187L3 186V190L1 191L0 193V252L2 251H5V253L8 255V251L7 250H14L15 251V256H11L9 261H7V264H42V262L39 260H37V253L39 252L40 253V256L41 254L43 255V257L47 258V255L49 254H52L54 252V248H55V239L57 238L55 235H58L60 234L59 232H66L69 231V232H78V231H82L84 230V228H80V226H77L78 223L77 221H74L73 222H76L77 225L72 224V226H67L66 227V224L70 223L67 218L70 216H73L78 212L77 210L76 213L73 212L72 214V210L70 211L69 207H68V204H67V201L65 206L68 207V209H66L67 212H65L63 210V212L61 211L62 208H58L62 213H64V216L66 217V214L67 213V218H65L67 221H64L62 219H58V217H55L59 223L61 224V226H58L56 227V232H54V230L51 232V233H54L53 235L50 233L47 234V230H46V234H45V238H40V241L37 242V245H35L34 248L30 249L29 252L27 251L26 253H22V252H18L19 249H17L16 245H17V242H21L23 241V235H22V232L20 231H15V228H17L16 226V223L17 221L19 220L18 219V215H20V212H18V214L15 215H11L9 213H7V209H5L4 207V202L6 200V197L8 195L7 193ZM31 188V190H32ZM63 188V189H64ZM70 188H72L70 186ZM14 189V188H13ZM46 189V190H47ZM52 189V190H51ZM61 189V195L59 194L60 190L58 193H56V195L53 197V199L56 201V200H59V196H61V200L62 199H67L68 198L70 199L68 202L72 201L71 198H73V201L71 203H73L74 201L76 202V200L74 199L76 195L74 194H69V192H67L66 189ZM84 189V190H86ZM78 190V189H77ZM143 191L144 192V195H145V199L142 200V204L144 202V205L142 207H139L137 205H135V203H133L132 199H131V195L132 193H135V191ZM156 190V189H155ZM72 191V192H73ZM131 191L132 193L129 194L128 192ZM157 191V190H156ZM78 192V191H77ZM84 192V193H86ZM29 193V195H28ZM112 193H116L117 196H118V202L116 203L117 205L115 206L113 203H111L110 201H108V196ZM54 194V193H53ZM87 194V193H86ZM115 194V196H116ZM26 195V196H25ZM69 195V196H68ZM143 195V194H142ZM112 195H110L111 197ZM9 199V198H8ZM136 199V198H134ZM137 200V199H136ZM50 201V202H49ZM82 201V200H81ZM87 201V200H86ZM88 201V202H89ZM112 201V199H111ZM58 202V201H57ZM53 203L55 204V202L53 201L52 202V205ZM64 203V202H63ZM61 203V204H63ZM137 203V201H136ZM26 203H21V205H24ZM77 204V203H76ZM49 205V204H48ZM51 205V204H50ZM49 205V206H50ZM58 205V204H57ZM70 205V204H69ZM74 205V204H73ZM12 206V205H11ZM26 205L22 206L20 208L21 212L23 211L22 209H25V207H27ZM54 206V205H53ZM64 206V207H65ZM51 207V206H50ZM74 207V206H72ZM71 207V208H72ZM77 206H75L76 208ZM74 208V209H75ZM235 208V209H236ZM55 209V207H54ZM84 209V208H83ZM232 209V210H231ZM16 210V209H15ZM71 212L69 213L68 212ZM79 212H80V208L78 209ZM9 211V210H8ZM14 211V210H13ZM18 211V210H17ZM15 211V212H17ZM55 211V210H54ZM58 211V210H57ZM56 212V211H55ZM261 212V211H260ZM88 213V212H87ZM224 213V212H223ZM261 213H264V212H261ZM259 213V214H261ZM51 214V213H50ZM61 214V213H60ZM259 214L256 213V216H258ZM69 215V216H68ZM255 216V214H253ZM48 216V215H47ZM46 216V217H47ZM79 216V215H78ZM77 214L75 217H78ZM82 216V215H81ZM248 216V215H247ZM246 216V217H247ZM251 217V214L249 215ZM253 216V217H254ZM255 216V218H256ZM49 219H50V215L48 216ZM69 217V218H70ZM71 217V218H73ZM74 217V218H75ZM201 217V218H202ZM245 217V218H246ZM253 217H251L250 219H252ZM260 217V216H259ZM70 218V219H71ZM254 218V219H255ZM264 218V217H262ZM48 219V218H47ZM46 218H44V220L47 221ZM77 219V218H76ZM244 217L242 218V221L240 223V225H242V222L243 221ZM247 219V222H249L250 220L248 219V217L246 218ZM245 219V220H246ZM261 219V217H260ZM26 220V219H25ZM72 220V219H71ZM204 220V219H203ZM241 219H239L240 221ZM257 219H255L256 221ZM254 221V222H255ZM260 221V220H259ZM201 222V221H200ZM207 222V221H206ZM246 221L244 223H247ZM253 221L251 222L252 223V226H253ZM55 223V222H54ZM198 223V222H197ZM205 223V222H204ZM203 223V224H204ZM250 223V224H251ZM196 224V223H195ZM249 224V225H250ZM56 225V224H55ZM199 225V224H198ZM206 225V224H205ZM205 225H203V229L206 228L204 227ZM64 226V227H63ZM85 226V225H84ZM82 225V227H84ZM194 226V225H193ZM251 226V227H252ZM15 227V228H14ZM54 227V226H53ZM63 228H70L69 230L66 229V231H64ZM200 227V225H199ZM217 227V226H216ZM244 227V226H243ZM256 227H258V224L256 223ZM259 228H254V231L255 229L256 230H260L259 232L261 233L262 231H264V221H261L259 223ZM44 228V229H45ZM52 228V227H51ZM202 228V227H201ZM241 228V227H240ZM13 229V230H12ZM43 229V230H44ZM207 229V228H206ZM225 229V228H224ZM228 229V228H227ZM227 229L224 230L227 232ZM232 230V228L230 227L228 230ZM242 229V228H241ZM240 229V230H241ZM245 229V228H243ZM43 230H42V235H43ZM63 230V231H62ZM229 231L231 233H233L232 231ZM239 230V229H238ZM237 233H234V234H230L231 236L226 240V238L223 239V237L221 238L220 242H218L217 244H215V249H219L218 251H222L221 254H217L216 253L211 256L212 257H219L220 255H222L223 253V256H222V259H219L223 262H221V264H264V250H259V251H262L260 252V254L256 253L258 252V250L256 249V246L259 244L258 243V240L257 238H259L258 236H260L261 234H257L259 232L255 233L254 235H257L255 237H252L250 240H249V237L246 236V235H243V232L242 230ZM247 230V231H246ZM246 232L248 233V229L246 228ZM253 230V229H251ZM49 231V230H48ZM51 231V230H50ZM198 231V230H197ZM209 231V230H207ZM236 231V230H235ZM234 231V232H235ZM253 231V233H254ZM41 232V231H40ZM225 232V233H226ZM251 232V231H249ZM38 233V232H37ZM143 233V234H144ZM212 233V231H210V234ZM228 233V232H227ZM252 233V234H253ZM39 234V233H38ZM64 234V233H63ZM62 234V236H63ZM81 234V232H80ZM107 234V235H106ZM209 234V235H210ZM245 234V232H244ZM251 234V233H250ZM74 235V234H73ZM207 232L206 233H202V234H199L196 236L195 234V237H191L193 238L192 240L193 241H196V243H200V244H205L207 245V241L204 240V237L207 236ZM213 235V234H212ZM227 235V234H226ZM35 236V234H34ZM40 236V235H39ZM76 236V235H75ZM80 236V235H79ZM83 236V235H82ZM144 238H143V237ZM194 236V235H193ZM228 236V235H227ZM61 237V235L59 236ZM209 237V236H208ZM206 237V238H208ZM247 237L248 240L244 241L245 238ZM257 237V238H256ZM26 238V237H25ZM210 238V237H209ZM215 238V237H214ZM211 239L210 242L212 241H216L217 238L215 239ZM255 238V239H254ZM58 239V238H57ZM219 239V238H218ZM257 240V242L255 243V241ZM260 239H261V236H260ZM207 240V239H206ZM58 241L60 242V239H58ZM66 241V240H65ZM114 241V240H113ZM147 241V242H149ZM192 241V242H193ZM219 241V240H218ZM223 241V242H222ZM245 243H244V242ZM262 241V240H261ZM76 242V243H77ZM260 242V241H259ZM57 243V242H56ZM62 243V242H60ZM187 243V242H186ZM220 243H223L226 248L225 250H222L224 249L223 247L220 248L217 247L216 245H218ZM58 244V243H57ZM144 244V243H143ZM146 244V243H145ZM188 244V243H187ZM194 244V243H193ZM222 244V246H223ZM256 246H255V245ZM261 244V243H260ZM264 244V243H262ZM261 244V245H262ZM190 247H193L191 246L190 242L189 244ZM58 246V245H57ZM56 246V247H57ZM61 247L63 246V243L62 245H60ZM150 246V245H149ZM213 243L210 244V248H214L213 247ZM59 247V246H58ZM60 247V248H61ZM197 247V246H195ZM201 247V245H200ZM206 246H203L201 247L200 249H203L205 248ZM258 249H259V246H257ZM264 247V245L261 246V248ZM189 248V246L187 247ZM59 249V248H58ZM57 249V250H58ZM74 249V248H73ZM78 249V248H77ZM75 250V249H74ZM177 250V251H176ZM195 250V249H194ZM204 250L206 249H203L202 251L204 252ZM211 250V249H210ZM214 250V249H213ZM212 250V251H213ZM56 251V250H55ZM72 251V250H71ZM174 251V252H172ZM196 251V250H195ZM241 253H240V252ZM76 252V250H75ZM203 252H201L200 250V253L203 254ZM210 251H208L209 253ZM215 252V251H213ZM59 253V252H58ZM155 253V252H153ZM186 253V252H185ZM185 253H183L185 255ZM190 255L193 254V252H189ZM196 253V252H195ZM194 253V254H195ZM198 253V251H197ZM207 253V255H209ZM218 253V252H217ZM236 253H238V255H242L240 256V258L238 257V259L236 258L237 256ZM243 253V254H242ZM159 254V253H158ZM193 254V256H195ZM206 254V253H205ZM153 255V254H152ZM160 255V254H159ZM188 255V254H186ZM6 256V255H5ZM59 256V254H58ZM146 256V255H145ZM182 256V255H181ZM180 256V257H181ZM192 256V255H191ZM192 256V258H193ZM201 257L203 255H200ZM199 256V257H200ZM9 257V256H8ZM7 257V258H8ZM49 257V256H48ZM180 257H177V258H180ZM187 257V256H186ZM197 257V258H199ZM199 258L201 259V262L198 260L199 259H195L196 262H198V264H205L204 260L202 258ZM164 258V257H163ZM184 258V257H183ZM191 258V259H192ZM204 259H209L208 256L205 258L203 256ZM210 258V259H211ZM44 259V258H43ZM188 259V258H187ZM190 259V260H191ZM210 259L208 261H210ZM213 259V258H212ZM211 259V260H212ZM47 260V259H46ZM218 260V258H217ZM217 260H215L217 262ZM52 261V260H51ZM192 261V260H191ZM194 261V263H191V264H195L196 262ZM214 261V260H212ZM3 262V261H2ZM79 262V261H78ZM156 262V261H155ZM175 262V261H174ZM206 263H207V260H206ZM211 263V262H210ZM209 262L207 264H210ZM218 263V262H217ZM45 264V263H44ZM49 264V263H48ZM65 264V263H64ZM79 264V263H77ZM186 264V263H185ZM188 264V262H187ZM197 264V263H196ZM220 264V263H219Z\"/></svg>", "mask_w": 264, "mask_h": 264}]
</instances>
